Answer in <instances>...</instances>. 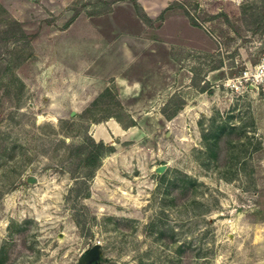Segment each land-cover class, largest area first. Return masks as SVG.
<instances>
[{"label":"rangeland","instance_id":"374dc122","mask_svg":"<svg viewBox=\"0 0 264 264\" xmlns=\"http://www.w3.org/2000/svg\"><path fill=\"white\" fill-rule=\"evenodd\" d=\"M111 2L0 0L1 264H94L95 241L98 264H264V91L227 80L264 50V0L171 1L181 42L131 17L95 51L59 30ZM87 136L112 144L94 165Z\"/></svg>","mask_w":264,"mask_h":264},{"label":"crops","instance_id":"0c3cea01","mask_svg":"<svg viewBox=\"0 0 264 264\" xmlns=\"http://www.w3.org/2000/svg\"><path fill=\"white\" fill-rule=\"evenodd\" d=\"M171 1L173 0H136L153 24H149L151 23L150 21H145L139 14H137L133 9V3L131 0H113L110 3V9L105 12L88 13L83 10L77 12L75 16L67 24L61 26L59 30H61V32L70 33L73 41L81 45L82 48L85 47L90 51H95L99 48L98 44L100 42L103 43L104 49H106L107 44H111L113 41H118L120 44L123 43L125 36L136 37L137 32L128 34L125 29H122L123 25L126 23L127 17H131L138 23L137 28L141 31V34L138 33L140 36L145 35L142 33L143 31L152 30L149 31L151 32L149 39H151L156 35V31L153 30L165 31L168 29L170 32H167L165 36L169 37L170 41L181 42L190 40L191 37L189 36V32L193 30L195 26L189 21L187 15L180 6L166 7L169 3L170 5H178L171 4ZM160 13V17H162L161 21L158 26L154 27V24H156L155 18H157ZM166 26H170L171 28ZM63 36L66 35L63 34ZM96 55L97 53H95L93 57H96ZM87 56L89 57L92 55L87 54ZM118 61H116L117 64H119ZM106 69L109 70L107 67ZM112 121L113 120L110 119L106 123L112 126ZM131 127L132 126L129 128L131 129ZM120 128L122 132L126 130L121 126ZM113 132L116 133L114 128Z\"/></svg>","mask_w":264,"mask_h":264},{"label":"trees","instance_id":"16d2710c","mask_svg":"<svg viewBox=\"0 0 264 264\" xmlns=\"http://www.w3.org/2000/svg\"><path fill=\"white\" fill-rule=\"evenodd\" d=\"M113 1V0H112ZM136 12L145 20L150 21V18L143 12L142 7L136 2V0H131ZM172 5H167L166 7H170ZM187 13V11L185 10ZM77 13V11L73 12L67 20L64 22V24H67ZM189 19L191 20V23H196V21L193 19L191 15H189ZM12 30L14 33L16 32L18 36L22 38V42L27 43V33L25 30L21 27L20 23L14 19V18H8L7 22L5 24L4 30ZM19 49L18 52V61L22 60L23 57H25V54H23ZM23 54V55H22ZM130 126L129 124L126 127ZM111 143H106L102 139H93L91 136H87L84 140H82L79 144V149H82V156L81 159L84 164L88 165H94L97 163L98 159L101 157L105 151H110L111 149ZM180 186L184 189L186 187V182L189 180L187 175L183 173V175L180 177ZM1 264V259H0Z\"/></svg>","mask_w":264,"mask_h":264},{"label":"built area","instance_id":"2783aa9c","mask_svg":"<svg viewBox=\"0 0 264 264\" xmlns=\"http://www.w3.org/2000/svg\"><path fill=\"white\" fill-rule=\"evenodd\" d=\"M227 80H232L234 88H239L240 85H254L264 91V50L258 55L254 63L248 64L243 69L241 74Z\"/></svg>","mask_w":264,"mask_h":264},{"label":"water","instance_id":"95a60500","mask_svg":"<svg viewBox=\"0 0 264 264\" xmlns=\"http://www.w3.org/2000/svg\"><path fill=\"white\" fill-rule=\"evenodd\" d=\"M166 167L165 162H160L154 165V170L155 171H163V169ZM28 180H34L33 175H29L27 177ZM99 241L93 242L88 248H86L78 257V262L79 263H88L91 260H93L94 264H98L97 257L99 256L100 253V247H99Z\"/></svg>","mask_w":264,"mask_h":264},{"label":"bare ground","instance_id":"6f19581e","mask_svg":"<svg viewBox=\"0 0 264 264\" xmlns=\"http://www.w3.org/2000/svg\"><path fill=\"white\" fill-rule=\"evenodd\" d=\"M106 124H108V123H106ZM111 125L114 128V130L116 131V133H121L122 132L120 126L117 123H115V122L113 123V121H112ZM130 126H132V125H130ZM130 126H128L126 128H129Z\"/></svg>","mask_w":264,"mask_h":264}]
</instances>
